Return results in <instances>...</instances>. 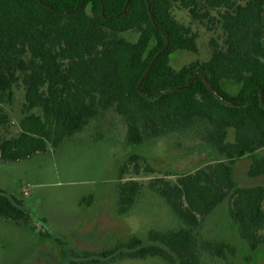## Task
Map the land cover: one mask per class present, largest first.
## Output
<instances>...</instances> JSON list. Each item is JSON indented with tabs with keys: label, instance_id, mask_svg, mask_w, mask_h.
<instances>
[{
	"label": "trees",
	"instance_id": "1",
	"mask_svg": "<svg viewBox=\"0 0 264 264\" xmlns=\"http://www.w3.org/2000/svg\"><path fill=\"white\" fill-rule=\"evenodd\" d=\"M174 1L198 19L218 10L224 37L210 39L208 59L172 64L176 53L197 50L196 34L173 14ZM197 2L0 0V162L57 148L91 126L100 131L109 110L126 120L133 147L164 143L207 153L175 180L149 182L178 226L86 251L89 263L155 255L168 264H233V245L198 237L225 200L240 238L252 250L264 244V185L234 178L235 161L260 149L248 175H264V0H205L203 12ZM12 119L18 132L4 137L1 126ZM140 158L128 156L133 173ZM127 163L117 213L127 212L140 190L137 179L122 180ZM0 217L27 223L31 216L20 197L0 187Z\"/></svg>",
	"mask_w": 264,
	"mask_h": 264
},
{
	"label": "rangeland",
	"instance_id": "2",
	"mask_svg": "<svg viewBox=\"0 0 264 264\" xmlns=\"http://www.w3.org/2000/svg\"><path fill=\"white\" fill-rule=\"evenodd\" d=\"M197 3L199 12L206 10L205 0ZM172 11L197 39V50L176 53L172 64L179 67L190 60L208 59L210 39L221 43L224 37L218 10L210 9L208 17L198 19L174 1ZM125 36L134 38L129 32ZM99 124L100 131H95L96 126L88 127L65 138L57 148L0 162V187L20 197L31 216L27 223L0 217V264H168L155 255L89 263L82 253H96L133 235L145 237L151 228L178 226L177 217L149 182L157 176L175 180L178 173L200 166L207 153L199 147L192 151L169 149L164 143L133 147L127 143L126 120L113 110ZM1 132L4 137L15 135V119L2 125ZM132 152L141 155L138 173L132 172V162L127 163ZM262 153L260 149L235 161L234 178L239 184L264 185V175H248L249 167ZM124 162L128 170L122 180L137 179L140 190L134 205L125 213H117V182ZM148 167L152 170L147 171ZM228 209L229 200H225L202 221L198 237L233 245L235 252L228 253L233 264H264V244L250 249L230 220Z\"/></svg>",
	"mask_w": 264,
	"mask_h": 264
}]
</instances>
